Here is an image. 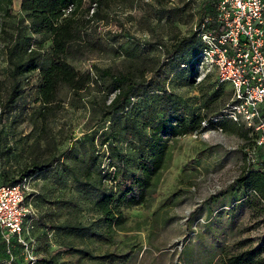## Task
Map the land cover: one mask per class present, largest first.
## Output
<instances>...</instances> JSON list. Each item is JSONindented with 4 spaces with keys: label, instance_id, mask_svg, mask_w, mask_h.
Returning a JSON list of instances; mask_svg holds the SVG:
<instances>
[{
    "label": "rangeland",
    "instance_id": "rangeland-1",
    "mask_svg": "<svg viewBox=\"0 0 264 264\" xmlns=\"http://www.w3.org/2000/svg\"><path fill=\"white\" fill-rule=\"evenodd\" d=\"M20 3L21 0H12L11 15L5 25L0 19V29L11 32L23 19ZM197 3L113 0L106 8L104 25L98 29L109 50L89 61L69 64L81 72H92L91 66L95 64L113 73L147 79L152 70L157 74L155 80L174 95L173 101L190 113L205 115L207 120L227 101L229 87L218 86L214 74L204 77L206 73L200 66L196 68L195 84L183 86L186 74L182 70L185 65L193 66L199 52L193 32L199 17ZM113 34L122 37L113 43ZM5 39L0 30V83L4 93L10 86ZM177 42L182 44L180 51L166 60L165 52ZM21 80L16 107L8 115L0 112V185L5 176L16 177L18 163L35 158L43 162L60 159L55 162L57 170L53 167L32 179L31 188L37 196L31 201L25 197V204H30L40 218L33 235L34 264H52L49 254L61 247L83 248L96 259L60 252L53 263L217 264L224 253L246 249L257 250L264 258V214L253 193L236 185L244 170L255 169L251 165L256 158H264V149H254L250 133L249 140H243L225 128L221 132L212 127L200 129L174 140L164 168L153 180L147 204L124 211V228L108 241H92L60 230L64 223L87 225L94 218L85 199L71 186L66 170L71 168L79 174L83 170L81 162L88 155L96 150L102 153L99 144L108 123H98L100 111L86 102L87 97L76 98L62 88L58 105L49 112L42 133L41 124L32 115L39 106L37 73H29ZM158 95L150 92L141 105L133 101L137 104L136 112L148 115L147 108H152L155 114ZM208 104L211 111H207ZM155 115L160 116L158 112ZM127 138L132 140L128 134ZM127 143H122L123 150ZM103 155L101 168L107 165V153ZM101 168H92L91 172L97 176ZM4 246L0 234V264H30L22 250L6 254Z\"/></svg>",
    "mask_w": 264,
    "mask_h": 264
},
{
    "label": "trees",
    "instance_id": "trees-1",
    "mask_svg": "<svg viewBox=\"0 0 264 264\" xmlns=\"http://www.w3.org/2000/svg\"><path fill=\"white\" fill-rule=\"evenodd\" d=\"M86 1L21 0L20 11L24 15L23 19L11 32L0 29L6 36L4 55L7 79L10 80V86L5 93L0 83V112L8 115L9 110L16 107L21 95L22 77L35 72L36 102L39 106L32 115L35 122L41 124L40 132L45 130L49 112L58 105V94L62 88L67 89L76 98L87 97L86 102L99 109L98 123H108L99 144L102 153L96 150L88 155L86 160L81 162L83 170L79 174L71 168L66 170L70 175L71 186L85 199V203L93 211L94 218L87 225L64 223L59 228L80 238L106 242L124 228V211L147 204L153 180L164 168L174 140L212 127L221 131L225 128V131L243 140H249L250 133L253 136L254 149H264V146L255 147L256 135L252 131L223 117L221 109L226 102L216 115L206 120L205 115L190 113L179 102L173 101L174 95L165 91L163 84L155 80L157 74L152 73V70L150 78L147 79L129 73H113L95 64L91 66L92 72L74 69L69 62L89 61L109 50L106 48L104 34L98 29L104 25L103 22L107 19L106 8L113 0H88L89 7H86ZM196 2L199 17L194 26L197 28L206 18L213 16L215 6L214 0L186 3ZM11 3L12 0H0V19L4 25L11 15ZM205 29L215 35L221 33V27L213 22L205 24ZM193 32L199 52L193 66L185 65L182 70V73L186 74L183 83L186 87L195 84L196 68L199 67L203 49L194 27ZM121 37V34H113V43ZM181 47L180 42L173 44L165 52L164 58L173 59ZM211 74L207 73L204 77ZM150 92L159 93L156 97L157 112L160 116L155 115L157 112L153 114L152 108H147L150 112L148 115L136 112L137 104L133 101L137 100L141 105L147 101ZM230 94L229 90L227 100ZM210 108L208 104L207 111H211ZM228 122L231 124L227 127ZM127 134L132 140H128ZM93 137L94 134L90 136L91 140ZM125 141L128 143L123 150L122 143ZM104 153H107V165L101 168ZM56 161L43 162L40 158H35L18 163L16 177L5 176L3 185L14 186L24 179L30 180L31 183L34 177L43 172L53 167L57 170ZM251 166L255 169L244 170L236 180V185L245 192L253 193L256 205L264 214V158H256ZM95 167L101 168L97 176L91 172ZM36 196L37 192L27 197L31 201ZM39 219L38 216L32 236ZM11 244L12 252L21 250L15 240ZM4 249L6 252V246ZM60 252L96 259L83 248L73 250L70 247H61L49 254L50 263L56 264L52 261ZM217 264H264V258L257 250L246 249L238 253H224Z\"/></svg>",
    "mask_w": 264,
    "mask_h": 264
},
{
    "label": "built area",
    "instance_id": "built-area-1",
    "mask_svg": "<svg viewBox=\"0 0 264 264\" xmlns=\"http://www.w3.org/2000/svg\"><path fill=\"white\" fill-rule=\"evenodd\" d=\"M214 6L213 16L194 26L203 44L199 66L206 74H214L218 84L229 87L230 97L221 109L223 117L252 131L255 147H263L264 0H214ZM211 22L221 27L220 34L205 29ZM32 193L36 190L30 180L0 185V234L6 253L10 254L15 240L30 264L36 260L32 230L38 214L25 204V197Z\"/></svg>",
    "mask_w": 264,
    "mask_h": 264
}]
</instances>
